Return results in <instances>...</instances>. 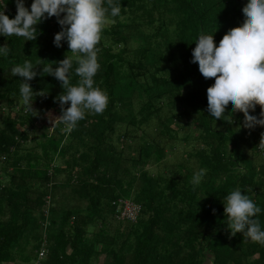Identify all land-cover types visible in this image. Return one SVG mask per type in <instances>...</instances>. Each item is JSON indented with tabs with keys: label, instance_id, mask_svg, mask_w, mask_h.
I'll list each match as a JSON object with an SVG mask.
<instances>
[{
	"label": "trees",
	"instance_id": "1",
	"mask_svg": "<svg viewBox=\"0 0 264 264\" xmlns=\"http://www.w3.org/2000/svg\"><path fill=\"white\" fill-rule=\"evenodd\" d=\"M1 2L14 18L15 0ZM114 2L121 14L106 20L94 77L108 105L70 133L59 122L37 133L21 78L11 73L31 60L37 75L29 84L41 92L32 109L59 117L62 82L43 66L68 55L70 82L79 77L78 54L66 41L54 45L57 18L41 22L35 40L0 36L10 49L0 55V264H264V242L233 236L223 205L239 188L264 210V127H240L239 111L215 122L207 111L215 78L191 62L199 34L214 35L218 46L243 23L247 0ZM120 199L141 206L137 221L116 217ZM257 217L264 227V211Z\"/></svg>",
	"mask_w": 264,
	"mask_h": 264
},
{
	"label": "clouds",
	"instance_id": "2",
	"mask_svg": "<svg viewBox=\"0 0 264 264\" xmlns=\"http://www.w3.org/2000/svg\"><path fill=\"white\" fill-rule=\"evenodd\" d=\"M16 15L10 19L5 14V6L0 9V36H18L25 41L35 40L37 26L46 19L56 17L61 26L54 37V45L62 47L66 41L69 53H75V73L79 77L76 84L70 82L72 57L43 66V72L62 82L63 92L57 97L61 114L55 122L64 125L65 132H71L87 112L103 113L109 101L107 93L94 80L100 64L97 47L103 27L109 16L121 14V4L114 0H33L26 7L25 0H15ZM107 4V6H105ZM61 14H64L61 18ZM243 23L228 30L217 46L214 35L199 34L192 50V63H198L199 72L205 78H215L207 89L210 117L231 122L232 114L239 111L244 119L240 127L254 129L264 127V0H247L242 8ZM7 44L0 46V55H7ZM40 60V59H39ZM55 63V67L51 65ZM31 60L17 64L11 69L13 76L21 78L20 93L27 110L32 109L35 93L29 81L36 77ZM69 107H64L69 104ZM231 105L228 115L225 110ZM261 107L259 117L251 115L256 106ZM34 115V116H36ZM258 147L264 150V134ZM205 174L200 169L193 174L192 183L199 185ZM224 214L227 216V229L235 236L252 241L264 242V227L257 217L262 210L249 195L241 189L231 191L223 200ZM215 211V210H213Z\"/></svg>",
	"mask_w": 264,
	"mask_h": 264
},
{
	"label": "built area",
	"instance_id": "3",
	"mask_svg": "<svg viewBox=\"0 0 264 264\" xmlns=\"http://www.w3.org/2000/svg\"><path fill=\"white\" fill-rule=\"evenodd\" d=\"M1 1L2 0H0V2ZM113 206L115 208L116 217L120 220L135 222L141 212V206L129 200L120 199L114 202ZM46 255L47 249L43 248L39 253L40 260L46 257ZM36 264H41V262L38 260Z\"/></svg>",
	"mask_w": 264,
	"mask_h": 264
},
{
	"label": "rangeland",
	"instance_id": "4",
	"mask_svg": "<svg viewBox=\"0 0 264 264\" xmlns=\"http://www.w3.org/2000/svg\"><path fill=\"white\" fill-rule=\"evenodd\" d=\"M38 115L35 116L36 128L38 134L51 133L54 126V120L58 117L53 112H43L36 110Z\"/></svg>",
	"mask_w": 264,
	"mask_h": 264
}]
</instances>
